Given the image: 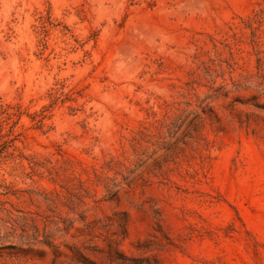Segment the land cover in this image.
Masks as SVG:
<instances>
[{
  "label": "rangeland",
  "instance_id": "374dc122",
  "mask_svg": "<svg viewBox=\"0 0 264 264\" xmlns=\"http://www.w3.org/2000/svg\"><path fill=\"white\" fill-rule=\"evenodd\" d=\"M0 264H264V0H0Z\"/></svg>",
  "mask_w": 264,
  "mask_h": 264
}]
</instances>
